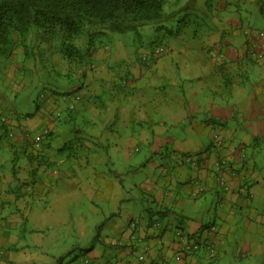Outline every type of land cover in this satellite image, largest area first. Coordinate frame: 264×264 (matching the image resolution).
Here are the masks:
<instances>
[{
  "label": "crops",
  "instance_id": "obj_1",
  "mask_svg": "<svg viewBox=\"0 0 264 264\" xmlns=\"http://www.w3.org/2000/svg\"><path fill=\"white\" fill-rule=\"evenodd\" d=\"M197 1L174 0L172 3L185 5L187 8L188 5L191 7L196 5ZM248 1L255 3L258 0ZM246 3L248 2L246 1ZM232 5L238 7L237 11L240 10V5L238 6L230 0L220 1L218 7L224 12H228L229 9L227 10V8ZM237 11L231 14L232 17H224L225 21L214 17L213 22H211L214 29L198 32L212 46H216L213 50L208 49L205 51V60H218L216 63H219L218 66L222 70L225 69V71L219 73L214 70L202 76L195 75L199 83L198 86L203 87L207 85V82H211L213 83L211 85H217V88L220 87L221 89L223 85L228 84L229 90L232 92L231 97L235 99V115L229 112V105L217 100V94L216 100L213 97H208V100L202 105L196 103L200 110L198 113L203 118L202 123L198 125L197 120H194L192 134L196 139L209 136L208 143L206 145L203 143L195 144L192 150L189 151H173L171 157L172 162H174L172 163V172L165 177L160 176L158 179H151L143 185L142 189L150 193L149 195L152 196L156 206L155 210L152 208L145 210L146 214H142L140 219L136 221L141 227V235L144 237V245L147 248V264H151V261L155 260H166L169 264H227L226 246L228 244L238 246L239 262L242 263L244 258L247 260L248 254H251L258 261V264H264V240L260 239L259 242L257 240L258 235L264 233V176L259 173L260 169L251 162V159L254 158L253 153L248 156L247 151H240L236 145L228 142V136L229 138H237L240 132V129L237 133L230 132L228 125L232 117L233 119L241 118L247 127L252 130V133L242 136L241 147L251 145L253 140L264 134V85L257 86L258 80L260 84L263 83L262 80L264 81V57L261 58L263 60L257 62L250 58H256L254 55L257 56L255 53L260 50L264 38L262 39L259 36L260 31H253L254 28L239 20ZM170 52L171 54L166 57L154 58L149 65H140L128 70V75L123 72L122 79L123 77L126 78L127 83L117 84V86L125 87L130 85L128 90L131 91H134V89L138 92L148 91L150 92V99L146 98V100L143 95L142 100H138L139 102L130 103L127 98L122 99L125 97L123 95L119 98L120 100L115 98L113 103L117 105L116 109L106 106L109 109L105 112L101 110L99 105V108L90 106L91 122L95 125L94 129L90 126L93 129L91 135L95 137L100 146L93 147V150L98 151V154L94 156L95 151L89 154L90 161L86 160L88 157L77 160L83 166L87 164L86 170L89 172L87 178H90L81 177L79 190L67 184H62V188H59L61 182L57 177L58 175L55 176L53 171L48 172L44 168L45 164H50V162L55 163L53 168H62L64 164L63 160L56 159L54 156L51 158L40 156L39 153L45 155L48 154V151L44 149L43 145L39 148L33 142V139L42 133L45 125L49 122L45 121L46 124H43V122L37 120L40 119L38 117L29 122L28 128H24V136L28 139L31 138L36 146L33 147V151L27 152V155L30 154V158L28 161H21V168L18 173L13 174L11 165L7 170L8 177L4 186H7L9 190L17 188L18 193L8 197V204L4 208V213L8 217L3 219L4 214L0 213V264H79V261L82 262L84 259L89 260V264H136L129 246L130 230L126 232L118 230V218L121 217L118 212H121V208H118L117 205L127 201L122 198L116 199L122 195V189H119V186L123 183L122 175L112 167H110L111 171H115L118 176H109L95 169V167L96 165L100 167L108 165L105 151L118 148L120 142L114 144V137L120 134L121 124L124 126L135 122L138 110L141 111L139 118L147 120V116L144 114L145 111L149 112V116L154 113L161 114V108L166 106L169 108L166 110L169 114L180 117L186 114L185 108L187 107L188 116L195 118L192 116L193 112L191 111L196 108V106L193 107L194 103L191 99L198 95V91L192 84L194 80L188 81L187 75L176 77V68L180 67L182 69V66L172 61L175 59V54L172 51ZM189 57L194 58L195 56L191 55ZM103 58H106V56L103 55ZM230 69H233L236 74L229 75L228 70ZM239 71L245 73L246 77L244 79ZM93 77L96 79L95 72L91 73V78L86 82V86L92 82ZM99 77V80L107 83L111 76L107 73L104 74V79L101 76ZM252 78L255 79V87L251 93ZM185 86L188 87L187 90ZM208 91L215 92L213 90ZM187 95L188 100L184 98ZM128 112L133 114L134 118L130 119ZM194 113L196 112L194 111ZM101 119L104 121H101ZM39 124L42 125L38 126ZM146 125L150 127L149 132H146L143 128L142 131L140 130L142 133L132 131L133 134L130 133L131 136L126 138V141L130 140L129 145L125 144L123 151H127L132 142L139 144V140L146 143L154 153H158L166 144H169V138L167 137L170 134L165 122L162 124L163 129L149 122H146ZM37 126L38 128L35 129ZM215 134L223 140L221 148L214 145ZM14 140H16V143L19 138ZM189 140H192L191 137H189ZM180 154H184L186 157L198 158L199 168L196 170V168L189 167L183 161L184 155ZM12 155H16V151H12ZM179 156H182V161ZM36 159L40 160L41 167L39 169L33 166ZM217 159L227 162V167L224 170L226 180L234 183L233 185H236L235 189L237 191H231V189L224 191L222 187L218 188L214 166ZM2 164L1 162L0 165ZM33 169H36V171L34 172ZM47 172L52 174L50 175L51 178H48ZM74 173L70 169V175ZM56 174H59V171ZM63 174L66 175L67 180L70 179L71 176L67 172ZM196 182L199 184L198 186L195 184ZM65 187L67 190H65ZM81 189H84V194L90 200L93 214L98 211L96 207H99L102 202L104 204L113 202L111 211L104 214V211L99 208L97 214L103 213L101 218L110 221V224H112L110 226L111 235L117 234L116 237L118 238H107L105 244L96 245L94 244L95 240L93 241L96 233L92 231L90 234L92 240L77 248L82 252L81 258L78 256L71 258L69 254L72 250H65V256L60 258L58 252L54 249V245L60 235L65 237L66 232L62 229V226L60 231H50L48 228L59 227L50 222L49 219L50 217L55 218L54 214H57L56 222L62 224L65 228L67 220L78 219L79 217H73L72 208L83 200L80 199V196L74 195L78 194ZM185 198L188 201H185ZM12 203L13 205H11ZM23 203H37L39 205L42 203L44 205L40 209L31 212L30 215L26 209V212L22 215ZM176 209H178V212ZM200 209H203V213H199ZM163 217L176 220L175 229L170 230V226L161 229V225L160 229H154L152 224L161 222ZM206 217L211 220L205 223ZM29 218L32 227L27 229L28 225L26 228L24 225L29 223ZM211 225H215L217 230L210 236L205 227ZM178 229H181L186 235H195L213 244L215 252L210 253L202 248L192 254L182 255L175 237V232ZM109 247L111 251L107 250ZM219 255H222L223 258H219Z\"/></svg>",
  "mask_w": 264,
  "mask_h": 264
},
{
  "label": "rangeland",
  "instance_id": "obj_2",
  "mask_svg": "<svg viewBox=\"0 0 264 264\" xmlns=\"http://www.w3.org/2000/svg\"><path fill=\"white\" fill-rule=\"evenodd\" d=\"M173 1L174 0H167L168 6L166 9V13L168 14V16H171V18L161 25L159 24L154 26H144L138 31H131L122 34L109 33L107 31H104L100 34H95L93 38H83L81 42H79L78 47L79 51L83 55V65L85 66L83 67V65L81 64L80 66L75 67L72 70L73 74L76 77H79L84 72L89 73L88 76H90L92 71L89 68L91 67L93 72H95L96 77V79H94L93 77L92 82L88 86L84 88L82 87V89L78 91L79 94H81L84 102L97 99V103L100 106L101 110L105 112L109 109L106 106H111L112 109H116L117 105L113 102L115 98L117 100H120L119 98L123 95L125 97H123L122 99L127 98L130 103L139 102L138 100H142L143 95L145 96V99H150V92L148 91L138 92L134 89V92L128 90L130 85L125 87L117 86V84L127 83L126 78L123 77L122 79L123 72L128 75V70L136 68L140 65H149L154 58L160 56L166 57L167 55H170V51H172L175 54V59H173L172 61L182 66V69L180 67L176 68V77L187 75L188 81L194 80L192 84H194V88L198 91V95L197 97L191 99V101L194 103L193 107L196 106V103L202 105L205 101L208 100V97H213L216 100L217 94V100H220V102L225 105H229V112L235 115V99H232L231 97L232 92L231 90H229L228 84L223 85L221 89L220 87L218 89L217 85H211L213 84L211 82H207V85H204L203 87L198 86L199 83L196 80L195 75L202 76L206 73H209V71L214 70L219 73L225 71V69L222 70V68L218 66L219 63H216L218 60H205V51L208 49L213 50L216 48V46H212L210 42L208 40L206 41L202 37L203 35L198 32H204L207 29L213 28V23L211 22H213L212 19L214 17H216V19H222L224 21V17H232L231 14L233 12L236 13L238 7L232 5L227 8V10L229 9L228 12H224L218 7L219 2L224 0H198L196 5H194L193 7L188 5L187 8L185 5L174 4L172 3ZM230 1L237 4L238 6L240 5V10L237 11V17L239 20L244 22L245 25H249L254 28L253 31H264V0H258L255 3H252L248 0ZM246 1L248 3H246ZM261 9L263 11H261ZM17 40L18 39L15 40L13 48V54L15 55V58H17V56H20V54L23 52V47L21 46L20 41ZM55 42L51 41L49 44L43 41L40 42L38 47L33 49V51H35L36 53V61L31 63L29 62L27 64V67H22V65L20 64L21 58L19 59V61L7 63L9 64V67L5 70V74L2 72V69L0 67V94H3L5 96L6 100L9 101V104H12V108L15 111L18 110V113L23 112L25 114H31L34 116L40 113V111L46 105V101L41 94H46L48 99L50 90L53 87L51 85L52 80L53 84L55 85L54 87L58 86L55 91L50 93L53 96L60 95L61 91L63 92L64 90L69 88V84L72 82L71 80L73 78L69 79L66 76L71 71L69 70L68 64L61 59L60 55L57 52H55V45L57 44ZM48 55H52V64L55 68V70H50V73L53 72V76L51 75V77H49V73L45 71V66L43 67V64L49 63ZM103 55H105L106 58H103ZM191 55L195 57L190 58L189 56ZM33 63H35V65H33ZM215 66H217L218 68H216ZM228 71L230 73L229 75L236 74L233 69H230ZM107 73L112 78L110 77L107 83H103L102 80H99V76L104 79V74ZM239 73H241L243 79L246 77L244 72L239 71ZM14 78L16 80H14ZM254 80L253 78L251 79V84L253 86L250 87L251 93L254 91L253 88L255 87ZM22 82H27L28 84L26 85ZM262 82L263 83L260 84L258 80L257 86L261 87V85H264L263 80ZM74 84L78 85L80 83L79 81H75ZM19 85L21 86L19 87ZM185 89L187 90L188 87L185 86ZM208 90H213L215 92L212 93ZM100 97L102 98V100L99 103ZM184 98L188 100V95ZM60 103L63 104V101L61 100ZM168 109V107L164 106L160 110L161 114H150V116L152 117L148 115V111H145L144 114L147 116L146 120L144 118H139V116L141 115V111L137 108L139 113H136L137 118H135V122L124 126L121 124L120 134L117 135V137H114V144H118V142H120V144H118V148L108 149L105 151L107 156L106 160L108 161L106 163L108 165L104 167L96 165L95 167V169H98L102 173H106L109 176H118L115 171H111L110 167H112L122 175L123 183L121 184V186H119V189H122V195L118 196V198L116 199L122 198L124 200L126 199L127 201H123L121 205H117L118 208H121V212H118L119 215L121 214V217L118 218V230L120 232L129 231L130 223L132 221H138L142 214H146L145 210L149 208H152L153 210L156 209L152 196L149 195L150 193L143 190L142 187L145 182H148L151 179H158L160 178V176L165 177L167 174L172 172V163L174 162H172L171 157L173 151H189L192 150L193 145L195 144L203 143L204 145H206L208 143L209 136L201 135L202 137L196 139L192 134V127H194L193 122L197 120V125L201 124L203 118L202 115L198 113L200 112V110L197 106L193 110L190 109L193 112L192 116L195 118H191L188 116L189 113L187 111V107L185 108L186 114H183L184 116L180 114V117L169 114L166 111ZM194 111L197 114L194 113ZM129 116L130 119L134 118L133 114L129 113ZM40 119L37 120H39V122H43V120ZM101 121L104 120L101 119ZM146 122L152 123V125H157L162 129V124L165 122L166 128L169 130L170 134V136L167 137L169 138V144H166L162 150L158 151V153H154L146 143H144L142 140H139L141 141H138L139 144L132 142V144H130L131 146L127 148V151H123L124 145H129L130 140L126 141V138L130 137L131 134H133L131 133L132 131L139 132L140 130L142 131L143 128L146 132H149L150 127L146 125ZM40 125L42 124H39L38 126ZM49 125L50 123L45 125V128L43 130H47ZM38 126L35 127V129H37ZM94 126L95 125H92L93 129ZM228 126L231 133H237L239 132L238 129H240L237 138L233 137V139L229 138L228 136V142L236 145V147H238L240 151H247L248 156L253 153L254 158L251 159V162L254 166L256 165V167L260 169L259 173L264 176V134H262L260 138L253 140L251 145H244V147H241L242 136L247 133H252V130L247 127V125L241 118L233 119L232 117L231 122ZM92 127L87 129L86 133L91 134L93 131ZM189 137H191L192 140H189ZM18 138H21L20 133L18 134L14 130L12 131V133H10V131H8L6 127H1L0 123V163H6L5 167L9 168V162H11L10 159L12 156V150L10 148V142L13 141L14 143L16 141L14 139ZM72 138L74 137L70 133V130L68 128H65L62 133H58L57 135H55L54 139L52 140L51 148H61L65 145V143L69 145L71 144L70 141H72ZM24 139L28 140V138L26 137H24ZM43 146L44 149L47 147L45 146V144H43ZM130 148H132V150H130ZM31 149L34 150L33 146H31ZM91 152L92 151H90V154ZM68 153L69 151H67V153L64 151H48V154H39L40 156H44L45 158H51L52 156H54L56 159L64 161L62 168H53V165L55 163L52 162H50V164H45L44 166V168L48 172L53 171L55 173V176L58 175L57 177L61 182L59 184V188H62V184H67L68 186H73L74 189L79 190V184L81 182L80 179H82L81 177L85 176L86 179H90L87 178L89 174V172H87L86 170L87 164L86 166H83L81 163H79V161L67 158ZM97 154L98 151H95L94 156H97ZM21 156L18 157L21 158ZM179 158L181 161L184 158V161L186 159V156L184 155L183 158L182 156H179ZM86 160L90 161V158L88 157V159ZM39 161L40 160L36 159V162L33 165L36 169H39L41 167ZM36 169H33L34 172L36 171ZM70 169L75 172L73 175H70ZM58 171L59 174H56L58 173ZM65 172H67L71 176L69 177L70 179L67 180V177H65L66 175L63 174ZM50 175L52 174L49 173L48 178H51ZM233 184L234 183H230L228 180L225 181V185L229 187L231 191H237V189H235L236 185ZM219 187L221 188L220 185H218V188ZM69 189L71 190V188ZM65 190H67L66 187ZM74 195H78L80 196V199H83L82 202L78 203L76 207L72 208V212H74L72 214L73 217H79L78 219L73 218L72 220H67L65 223L66 228L62 224L56 222L55 219L57 217V214H54L55 218L50 217L49 219L50 222L55 223L59 227L48 228L50 231H60V228L62 226V229H64L66 232L65 237L60 235L57 243L54 245V249L58 252V257L60 258L65 256V250H72L69 254L71 258H75L76 256L81 258L82 252L77 248L84 246V244H87L88 241L90 242L92 240V236L90 237L92 231L96 233L93 238V241L95 240L94 244L96 245L101 246L105 244L107 238H118L116 237L117 234L111 235L110 233V231H112L110 229V226H112V224H110V221L101 218L103 216V213L107 214L113 209V202H111L110 204H104L102 202V204H99V207H96L98 211L93 214V210L91 209L89 203L90 200L88 196L84 194V189H81L78 194ZM185 201H188L187 198H185ZM11 205H13V203ZM23 205L22 215L26 212V209L29 211L30 215L31 212L40 209L44 204L40 203L39 205L37 203H23ZM8 208L9 207L7 206V209ZM99 208L104 211L102 214H97L99 212ZM176 211L178 212V209H176ZM2 213L4 214L3 219H6L8 216L4 213V209L2 210ZM199 213H203V209H200ZM28 220L29 223L24 225L25 228L28 225L27 229L32 227L30 218ZM161 220L162 221L159 222L162 226L161 229L170 226V230H173L176 227L175 225H177L176 220H170L167 217H163V219ZM210 220L211 219H207L206 217L204 222L206 223ZM49 224L51 225V223ZM179 231L182 230L178 229L175 232L176 239L177 233ZM260 239L264 240V233L263 235H258V242L260 241ZM226 248L228 253L226 257L227 264H258V261H256V259L251 254H248L247 260L246 258H244L242 263L239 262L240 260L239 253L237 252V245L228 244ZM107 250L111 251V248L109 247ZM220 254H222V252H220ZM220 257L223 258L222 255H219V258ZM86 261H88V263H86ZM89 263L90 262L87 259L82 260V262L79 261V264Z\"/></svg>",
  "mask_w": 264,
  "mask_h": 264
},
{
  "label": "trees",
  "instance_id": "obj_3",
  "mask_svg": "<svg viewBox=\"0 0 264 264\" xmlns=\"http://www.w3.org/2000/svg\"><path fill=\"white\" fill-rule=\"evenodd\" d=\"M167 6V0H0V67L2 72L5 74V70L8 69L9 64L7 63L19 61L20 58L22 67H27L29 62L36 61V53L33 49L37 48L40 42L49 44L51 41H56L55 52L68 64L71 71L66 77L73 78L69 88L61 91L57 96L50 94L58 87H54L52 80L53 87L48 99L46 94H41L46 105L35 116L23 112L18 113V110L15 111L12 108V104H9L5 96L0 94L1 127H6L10 133L14 130L21 135L18 142H10L11 150L16 151V155H12L11 162H9L14 175L21 168L20 161L29 160L30 154L27 155V152L33 151L31 146H36L31 138L24 139L23 131L35 118L40 117L44 124H46L45 121L50 123L48 129L46 128L47 134L41 137L39 148L45 144L46 151L66 153L69 151L67 158L79 160L88 157L90 151H95L93 147L100 146L93 135L86 133L87 129L93 125L90 106L99 108L97 99L84 102L78 92L82 87H86L91 74L88 76L89 73L83 72L81 76L76 77L72 71L75 67L83 65V55L78 47L79 42L83 38H93L95 34L104 31L122 34L138 31L144 26L161 25L171 18L166 13ZM246 32L249 33L248 30ZM16 39L23 47V52L17 58L13 54ZM51 56L48 55L49 63L43 64L49 77L53 74L50 70H55ZM250 58L255 62L263 60L259 57ZM89 69L93 73L92 68ZM75 81H79L80 84L75 85ZM22 83L28 84L27 82ZM61 100L63 104L60 103ZM101 100L100 97L99 103ZM65 128H68L74 137L70 141L71 144L65 143V147L52 149V140L55 135L62 133ZM5 165L6 163L0 165V171H2L0 172V213L8 204V197L18 193L17 188L9 190L7 186H4L8 177V167ZM212 226L215 225L207 226L205 230L208 231ZM155 262L157 260L151 261V264ZM160 262L169 264L166 260ZM143 264H147V261Z\"/></svg>",
  "mask_w": 264,
  "mask_h": 264
},
{
  "label": "built area",
  "instance_id": "obj_4",
  "mask_svg": "<svg viewBox=\"0 0 264 264\" xmlns=\"http://www.w3.org/2000/svg\"><path fill=\"white\" fill-rule=\"evenodd\" d=\"M259 36L261 38H264V31H261L259 33ZM257 54L254 55L255 57H259L262 58L264 56V43L261 44L260 46V50L255 53ZM73 107V106H71ZM47 134V130H43L42 133L37 136L35 139H33V142L39 146L40 142H41V137L43 135ZM30 139V138H29ZM214 139H215V143L217 147L222 146V139L219 138L218 135H214ZM199 159L195 158V157H186V159L184 160V162L189 166V167H193L198 169L199 167ZM215 166V173H216V182L218 185H220L224 191H229L230 188L227 187L225 185V181H226V177L224 174V170L227 167V162L221 159H217L214 163ZM197 186L199 185L197 182L195 183ZM160 223H154L153 228L155 229H160L161 226ZM130 237H129V241H130V249L132 254L135 257V261L136 264H143L146 261V247L144 245V240L143 237L141 235V227H139L138 222L136 221H132L130 223ZM217 230L216 226H212L208 231H206L207 233H209V235L211 236L213 233H215ZM176 243L178 245L179 251L182 255H186V254H192L194 252L199 251L202 248H205L208 252L210 253H214L215 249L213 247V244L207 242L204 239H201L198 236L195 235H186L184 232L179 231L177 233V239H176ZM1 260V258H0ZM86 263H88V261H86ZM154 264H167L164 262H160L157 261Z\"/></svg>",
  "mask_w": 264,
  "mask_h": 264
},
{
  "label": "clouds",
  "instance_id": "obj_5",
  "mask_svg": "<svg viewBox=\"0 0 264 264\" xmlns=\"http://www.w3.org/2000/svg\"><path fill=\"white\" fill-rule=\"evenodd\" d=\"M260 32H261V31H260ZM260 32H259V33H260ZM263 57H264V56H263Z\"/></svg>",
  "mask_w": 264,
  "mask_h": 264
}]
</instances>
